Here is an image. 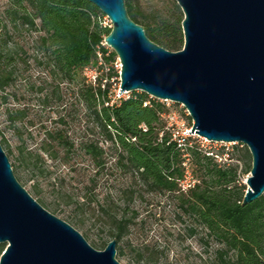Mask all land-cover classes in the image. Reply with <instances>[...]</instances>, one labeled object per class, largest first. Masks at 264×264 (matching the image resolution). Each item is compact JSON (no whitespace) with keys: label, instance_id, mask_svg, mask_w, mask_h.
<instances>
[{"label":"trees","instance_id":"16d2710c","mask_svg":"<svg viewBox=\"0 0 264 264\" xmlns=\"http://www.w3.org/2000/svg\"><path fill=\"white\" fill-rule=\"evenodd\" d=\"M124 1L129 18L143 27L151 42L170 52L183 48V14L175 2L168 10L142 18L138 0ZM2 15L0 105L5 123L15 130L19 140L17 165L33 182L35 194L48 179L45 160L57 161L79 178L80 188L76 189L67 187L66 178L54 179L49 185L51 193L71 209L69 222L81 226L85 219L91 227L115 240L120 254V245L124 244L135 264H157L162 257L150 243L139 244L131 238L144 224L138 220L136 202L155 195L171 200L175 220L192 218L202 227L198 242L205 253L210 239H215L217 244L207 258L211 264H262L264 196L241 205L244 186L238 182V165L230 158L224 159L225 152H203L191 137L185 140L182 151L162 118L166 109L155 100L144 107L148 100L145 93L131 92L128 99L110 106L109 86L102 88L100 80L96 85L87 83L83 70L96 65L97 48L106 54L100 43L111 31L100 24L103 15L97 8L84 0H6ZM22 31L37 34L34 60L45 71L37 90L42 103L48 104L61 85H71L75 105L84 110V118L91 125V136H71L61 115L55 126L44 129L33 149L25 146L21 131L25 110L8 106V89L17 77V66L26 62L22 57L26 51L18 36ZM115 59L113 51L105 56L108 63ZM94 131L102 138H97ZM242 147L252 163L247 148ZM186 159L196 182L183 192L179 182ZM250 170L248 164L244 173ZM100 181L111 182L112 190L104 196L94 192ZM39 202L47 206L42 200ZM196 233V228L189 226L186 237ZM2 252L0 245V255Z\"/></svg>","mask_w":264,"mask_h":264},{"label":"water","instance_id":"95a60500","mask_svg":"<svg viewBox=\"0 0 264 264\" xmlns=\"http://www.w3.org/2000/svg\"><path fill=\"white\" fill-rule=\"evenodd\" d=\"M84 1L111 22L104 42L121 65L118 95L143 92L182 105L191 134L244 145L252 163L241 205L258 200L264 194V0H174L183 14L178 52L151 42L124 0ZM0 244H6L0 264H120L115 240L95 250L29 195L1 144Z\"/></svg>","mask_w":264,"mask_h":264},{"label":"rangeland","instance_id":"374dc122","mask_svg":"<svg viewBox=\"0 0 264 264\" xmlns=\"http://www.w3.org/2000/svg\"><path fill=\"white\" fill-rule=\"evenodd\" d=\"M173 2L175 1L138 0L137 8L142 18H148L158 12L168 10L171 8ZM5 5L6 0H0V18L3 17L2 11ZM100 20L103 21V18L101 17ZM18 36L21 40V45L24 46V50L26 51V54L22 56L26 62L17 66V77L8 89L10 95L8 106L10 109L25 110V117L23 119L24 125L21 130L25 146L29 149H33L40 138L43 137L42 133L44 129L55 126L61 115L65 117V127L68 129L71 136L75 138L91 136V125H89L84 118V110L75 105L74 88L71 85L68 83L61 85L59 92H56L53 99H51L48 104L42 103L41 93L37 90L45 78V71L42 67H39L34 60L35 56H37L34 51V41L37 34L30 31H22ZM50 82L51 81L48 79L47 85H49ZM32 84L35 85V88L31 87ZM172 108L178 113L180 120L183 121L185 126L190 124V121L186 118L183 109L179 105H174ZM181 124L180 122L177 126L179 132L180 130H184L185 127ZM94 134L97 138H102L97 131H94ZM18 141L15 130L8 127L7 123H5L2 106L0 105V144L8 157L13 174L19 184L46 211L65 221L79 232L91 247L98 251L104 250L108 242L112 239L108 238L104 232L101 233L97 228L91 227L89 222L85 219V223L81 226L71 224L68 218L71 209L66 206L62 200L57 199V197L51 193L49 185L57 178H66L68 188H71L70 186L75 189L80 188V185H77V180H79L77 174L60 166L57 161H50L44 157V159H46L45 168L48 179L42 182L37 190V194H35L32 188L33 182L28 180V176L19 168L15 159ZM192 142L200 150L209 154L225 152L226 154L222 157L227 160L231 159L234 164L238 165V182L244 186V191L246 190V180L250 174L244 173V170L247 165H251V163L248 157L244 156V147L240 144L221 146L213 143H204L203 146H201L197 138H192ZM84 168L85 167H83V169ZM110 188L111 182L105 183L100 181L94 192L97 195L104 196L108 190H112ZM262 196H264V194ZM40 200L47 206H43L39 202ZM136 205L139 209L138 220H142L144 224L139 232H135V235H131V238L139 244L150 243L155 249L161 252L162 257L157 264H211L207 258L212 255V249L215 247V244H217L215 239H210L207 253H205L204 250L206 249L198 242L199 236L203 233L202 227L193 221L192 218H183L181 222L175 220L172 216L173 206L169 198L160 195L145 196L144 199L138 200ZM189 226H194L196 228L197 235L186 237L187 228ZM102 243H106L103 248L101 247ZM0 245H3L4 251L6 244ZM120 246L123 249V253L120 254L117 250L115 259L120 264H135L128 251L125 249L124 244Z\"/></svg>","mask_w":264,"mask_h":264},{"label":"built area","instance_id":"2783aa9c","mask_svg":"<svg viewBox=\"0 0 264 264\" xmlns=\"http://www.w3.org/2000/svg\"><path fill=\"white\" fill-rule=\"evenodd\" d=\"M103 21L99 19L100 24L103 27H108L111 28V22L110 20L103 15ZM101 47L107 50L106 54H103L102 51L97 48L96 50V65L94 67H86L83 70V74L86 78L87 83H90L92 85H96L97 81H101V87L104 88L105 85L107 84L109 86V93H108V98H109V105H119L122 100L128 99L130 97L131 92H123L120 95H118V91L120 88V62L118 58L113 62H106L105 56H107L112 50L110 47L106 45L104 40L100 43ZM127 95V96H125ZM155 100L158 101L160 104L164 106L166 109V112L162 114V118L166 122L167 129L169 128L172 131V136L174 142L177 144L179 148L183 151V148L185 147V140L189 137L191 138H197L198 142L201 143V146H203L204 143L207 144H216V145H221V146H227L231 144H225V143H215V142H209L206 139L199 137L198 135L192 133L191 134V127H192V121L189 118L187 110L179 104H175L171 101L168 100H158L155 99L151 96H148V100L143 103V106L146 107L147 105H150V101ZM107 105V104H106ZM174 105H179L182 109L183 112L186 115V118L190 121V124L186 125L183 123L182 120H180L178 113L172 108ZM182 123V126L184 127V130H180L177 128L179 123ZM189 132V134H188ZM187 135H183V134ZM243 146V145H242ZM186 155H184V158ZM184 167V175L183 179L180 180L179 182V187L183 192H185L188 188L194 185L196 182L195 179L192 177L191 170L189 169V165L186 161L183 163Z\"/></svg>","mask_w":264,"mask_h":264}]
</instances>
